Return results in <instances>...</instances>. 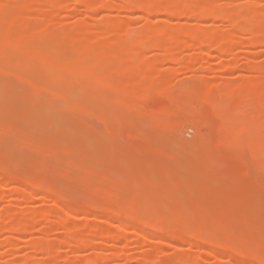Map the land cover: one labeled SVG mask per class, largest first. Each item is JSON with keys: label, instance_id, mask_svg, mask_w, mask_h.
Returning a JSON list of instances; mask_svg holds the SVG:
<instances>
[{"label": "rangeland", "instance_id": "obj_1", "mask_svg": "<svg viewBox=\"0 0 264 264\" xmlns=\"http://www.w3.org/2000/svg\"><path fill=\"white\" fill-rule=\"evenodd\" d=\"M48 1L51 3L52 0ZM55 1L57 3L48 5L44 0H34V3L0 0L6 3L0 5V35L10 28H16L18 32L14 46L0 47V171L11 174L16 171V176L24 180L10 181L0 172V225L10 217H17V213H21L20 219L24 222L14 232L0 230V264H84V259L93 256L94 250L102 255V260H98L102 261L100 264H158L160 261L163 264H183L176 260L182 254L191 255L199 264H247L245 257L230 261V251L226 248L200 243L192 237L196 229L220 237L230 234L228 232L237 226L247 227L243 229L244 233H249L248 229L252 228L248 246L253 250L260 248L264 253V109L253 104L250 107L247 103L249 96L241 101L244 91L239 88L241 81L254 84L260 79V75L248 66L264 68V44L242 47L240 44L247 34L237 30L238 36L231 35L235 40L234 44L231 43L232 56L217 53L213 42L201 48L180 46L177 55L174 52L177 58H194L185 67L178 59L168 61L162 58L161 50L149 46L153 38L169 39L167 31L160 35L161 38L147 37V30H160L161 26L166 29L206 27L214 30L218 37H224L233 30L228 21L224 18L201 19L200 8L195 13L197 17L191 16L194 12L187 17L162 11V14L150 11L147 16L142 10L132 9L134 7L130 10L128 6L122 8L119 0L103 8L96 3L98 0H85L92 5H88L89 8L73 0ZM181 1L197 3L200 7L202 3L211 5L204 0ZM209 1L216 4L217 13L222 16L241 13L264 21V0ZM48 12L54 14V20H50L45 30L47 21L39 20V14ZM106 19L130 28L128 35L135 41L137 57H125L115 62L94 51V44L111 40L116 34V27L112 23L106 26L109 22L105 23ZM83 22L86 29L82 35L86 43L81 56L87 63L86 71L78 76L72 69H59L56 72L62 74H57L60 76L57 80L55 77L51 79L49 73L52 82L61 84L63 81L66 89H61L62 84L61 88L44 85L33 76L38 69L47 75L41 67L34 66L37 49L38 53L42 49L39 47H47L53 41L54 46H58L70 35V28ZM144 33L146 39L143 40ZM178 38L188 41L185 35ZM21 55L23 59L27 56L25 60L20 59ZM59 57L70 61L71 52L60 53ZM244 57L252 62L247 64ZM228 62L233 66L226 72L223 65ZM142 63L147 68L152 63L146 74L149 72L155 76L158 73L154 79L157 86L150 89L147 85L148 89L133 95L131 86L142 80L141 72L133 67H142ZM26 71H31L29 74L33 77ZM41 71L37 75L44 78ZM144 78L143 82H146ZM201 82L205 85L201 86ZM72 86L77 89L87 86L81 89L82 92L86 90L87 95L91 88L94 100L90 101L92 97L81 90L78 98L71 99L67 94L71 93ZM76 90L73 89L72 95ZM83 94L87 98L82 103L79 98ZM255 95L254 101L251 98L250 102L264 103L262 94ZM64 98L72 102L67 100L68 103ZM124 98L128 99L127 102ZM222 116L225 120L233 117L230 121L235 118L236 124L234 121L229 124L236 128H231L234 135L230 128L228 132L225 129ZM229 125L227 122L226 128ZM35 177H40L42 182L46 180V185L48 181L52 183L47 189L51 195L45 193L47 190L41 192L40 188L29 185L36 180H33ZM17 187L26 189L31 196L23 197ZM77 193L82 196L85 193V197H92L90 199L95 196L108 198L110 205H114V208L110 206L113 212L123 214L117 216L110 208H102L103 205L102 209L99 208L101 211L96 207L94 211L95 200L99 203L102 199L92 201L79 195L78 199L75 197ZM154 193L162 201V206L172 213L174 221L185 225L188 239L178 238L171 227L168 230L167 227L151 228L149 225L147 228V224H136L139 221L136 213L121 209H130L129 203L127 207L119 205L121 201L126 204L137 197L140 205L145 203L147 206V200L151 198L146 199L148 194H153L150 203L154 204ZM55 195L60 200L57 204L53 198ZM179 198L182 202L174 204ZM106 205L109 207L107 203L104 207ZM137 208L141 209V206ZM39 209L56 210L60 219L65 218L73 226L72 230L65 231L58 226L55 217H36L35 212ZM99 225L118 232L121 241L116 244L94 236V229ZM138 232L143 236L136 235ZM74 235L80 236L82 242L73 244L70 238ZM15 239L18 240L17 246H10L8 242H15ZM100 239L106 242L104 248L97 245ZM34 240L47 244L51 253L34 251L29 245ZM149 243L155 249L149 248Z\"/></svg>", "mask_w": 264, "mask_h": 264}, {"label": "bare ground", "instance_id": "obj_2", "mask_svg": "<svg viewBox=\"0 0 264 264\" xmlns=\"http://www.w3.org/2000/svg\"><path fill=\"white\" fill-rule=\"evenodd\" d=\"M13 1H17V0H13ZM18 1H22V0H18ZM24 1H26V3H34V0H24ZM119 1H121L122 2V8H124V9H126L127 7L126 6H128V8L127 9H131L132 7H134V8H132V9H139V10H142V11H144L145 13H146V15L147 14H151V12H152V14L153 13H158V14H160L161 13V11L164 13L165 12V14H171V15H185V16H187V17H190V15L193 13V15H191V16H196L195 15V13L196 12H198L197 10H199V8H200V12L198 13L199 15H200V17H201V19H204L203 17H205V19L204 20H206V19H212V20H215V19H219V18H224V20H226V21H228L229 23H230V25L232 26V28L231 29H233L232 30V33L231 34H229L228 36H224V37H218L217 35H215L213 32H214V30L212 31V29L211 30H208V28L206 29V27L205 28H203V27H201V28H196V29H194V28H190V27H186V28H182V27H179V26H176V27H174V28H172V29H169V28H163V26H161V29L160 30H158L159 28H154V29H152V30H147L148 31V35H147V37L148 36H151V37H154V35L155 36H159V37H161L162 38V36H160V35H162L163 33H165L166 31L170 34L169 35V39H165V38H163V39H155V38H153L149 43H151V44H149V46H151L152 47V49L153 48H155L156 50L158 49L159 51L161 50V52H163V53H161V57L163 58V57H165L166 58V60H168V61H173V60H176V59H178V61L179 62H181L182 63V65H184L185 67L187 66V65H189L190 63H192L193 61H194V58H192V57H188V58H177L175 55H177V53H178V48L180 47V46H184V45H187V46H190V47H193V48H201L200 46H205L206 45V43H208V42H213V46H214V48H215V50H216V52L217 53H219V54H221V55H226V54H229V55H231L232 56V52L230 51V49H232V45H231V43L232 44H234L235 43V40H234V38L233 37H231V35H235V36H238L239 34H237L236 33V31L237 30H239V31H241V32H244V33H246L247 34V37L246 38H244L245 40L243 41V42H241V46L242 47H250L251 45H253V44H264V21H262V20H258V19H256V17L255 16H248V14H241V13H228V14H226V16L225 15H220V14H218L217 13V7H216V4H212L213 2H210L209 0H204V2L205 3H211V5H205V4H203L202 3V5H201V7H200V5L198 4L197 5V3H193V4H191V3H186V2H184V1H181V0H144V1H138V0H119ZM44 2L45 3H49V1L48 0H44ZM73 2L74 3H83V4H86L87 6L88 5H91V4H89V2H87V1H85V0H73ZM127 2H129V3H127ZM53 3H57L55 0H52L51 1V3H49L48 5H50V4H53ZM99 6H102V8L103 7H110L111 5H114L115 3H118L117 1H115V0H98L97 2H96ZM4 4H6V3H1L0 2V5H4ZM128 4V5H127ZM125 5V6H124ZM92 6V5H91ZM91 6H88V8L89 7H91ZM194 6V7H193ZM197 8V9H196ZM193 9H195L194 11H193ZM216 11H215V10ZM151 11V12H150ZM156 11H158V12H156ZM149 12V13H148ZM162 14V13H161ZM197 14V13H196ZM40 15V18H39V20H43V22L46 20L47 21V25H46V29L45 30H47V27H48V25L51 23V21L52 20H54V14H52V13H50V12H48V13H44V14H39ZM198 15V16H199ZM147 16H149V15H147ZM151 16V15H150ZM197 17V16H196ZM199 17V18H200ZM208 17V18H207ZM51 20V21H50ZM107 21L105 22V23H107L108 22V20L109 19H106ZM146 21L148 20V19H145ZM49 21V22H48ZM110 21H112V22H110ZM113 21H115V22H113ZM25 22V21H24ZM148 22V21H147ZM20 23L21 24H24L23 23V21L22 20H20ZM27 23V22H26ZM25 23V24H26ZM109 23L111 24L112 23V25H114L115 27H116V29H114V30H116V34H115V36H114V38L113 39H111V40H109V39H106L104 42H100V43H96V44H94V51L95 52H97V53H101L102 55H106V58L108 59V60H110V61H115V62H118V61H120V60H122V59H125V57H132V58H134V57H137V55L139 54L138 53V51L135 49V45H134V39L133 38H131L128 34H129V32H128V30H130V28L127 26V28H123L122 26H120L119 25V23H118V21H116V20H112V19H110L109 20V22H108V24H106V26L107 25H109ZM114 23H116V24H114ZM228 23V24H229ZM80 24V25H79ZM129 24H131V23H129ZM128 24V25H129ZM78 25V26H77ZM76 26L78 27V28H76ZM85 26V22H83V23H78V24H76L75 25V27L73 26L72 27V29L70 30L69 29V31H70V35L69 36H67V35H65L64 37H63V39L66 37V40L64 41V42H61V44H59L58 46H54L55 45V43H54V41L53 42H49L48 44H47V47H39V48H42L41 49V51H39L38 53L40 54L38 57H37V55L36 54H38L37 53V51L39 50V49H37V51H36V54L34 55L33 53V55L34 56H36L35 58H37V60H35V62L37 61V63L34 65V66H39L38 68H42L45 72H47V75H45L41 70H37V71H35V75L33 74V76H36L37 78H39L38 80L41 82V83H43L44 85L46 84L48 87H49V85H51V86H53V87H55V86H57V88L58 87H60V85L62 84V88L61 89H63V87H65V86H63V84H65V83H63V81H60V83L61 84H59V82H57V81H53L52 82V80L51 79H54V77L56 78L55 80H57L58 78L57 77H60V76H57V74L59 73V72H56V70H62V69H65V68H68V69H72V71H73V74L76 72V74L78 75V74H84L83 73V70L84 71H86V69H87V63L84 61V59L82 58V56H81V52L83 51V48L85 49V43H86V40L83 38V33H84V31H85V29H86V26ZM150 29H151V27H149ZM11 29V28H10ZM6 29L5 31H7V32H5L4 31V34L2 33L1 35H0V47H5V46H9L10 44L11 45H15V43H14V40L17 38V35H18V32H17V29L15 28H13L14 29V31H13V29ZM175 34V35H174ZM179 35H185V36H187L188 37V41H186V42H184V41H182V40H179V38H178V36ZM171 37V38H170ZM173 37V38H172ZM175 37H176V39H175ZM242 38H243V36H242ZM141 39H146L145 38V33L142 35V37H141ZM44 45V44H43ZM57 45V44H56ZM36 50V49H35ZM53 50H56L57 52H52ZM68 51H70L71 52V60L70 61H67V60H64V59H62V58H60L59 57V55H60V53L62 54V53H64V54H67V52ZM174 52H176V54L174 55ZM246 53L248 52V50H246L245 51ZM174 55L175 57H173L172 55ZM160 55V54H159ZM20 56V55H19ZM18 56V57H19ZM27 56H25V58H26ZM40 57V58H39ZM25 58L23 59V57H22V55H21V58L20 59H23V60H25ZM171 58H172V60H171ZM174 58V59H173ZM244 59L247 61V64L248 63H250V62H252L250 59H248L247 57H244ZM32 60V59H31ZM33 60V61H34ZM38 60H39V62H38ZM163 60H165V59H163ZM248 61H250V62H248ZM22 62V61H21ZM25 62H29V61H25ZM24 62V63H25ZM39 63V64H38ZM86 63V64H85ZM23 64V63H22ZM21 64V67L23 66V65H25V64H23L22 65ZM31 63H29V65H30ZM84 64H85V66H86V68H85V66H84ZM32 65H33V63H32ZM142 65V67H138V66H136V67H133V69L134 70H136V71H140L141 72V77H142V80L140 81V82H138L137 84H134V85H132L131 86V89H132V91H130V92H132V94L134 95L135 93H140V91L142 92L144 89H148V87H147V85H149V88L151 89V88H154V87H156L157 86V84H156V82H154V79H155V77H158V73H155L154 75L155 76H153V75H150V73L148 72V75L146 74V70L148 69V71L151 69V67H152V63H149V67L147 68L146 66H145V64H141ZM148 65V64H147ZM252 64H249V66H248V68L250 69H254V71L255 72H257L259 75H260V79L257 81V82H255L254 84H252L251 82H247V81H244V82H242L241 81V83H239V88H241L242 89V91H244L243 92V97H241L240 98V100L241 101H245L246 99H242V98H245V97H248L249 96V98L251 97L252 98V100L254 101V99H253V96H255L256 97V93H257V97L260 95V96H264V68L262 67V66H255V65H252ZM233 66V64H232V62H228V63H226L225 65H223V67H224V69L226 70V72H228L229 71V68H231ZM84 67V68H83ZM17 68V67H16ZM20 67L18 66V69H19ZM30 67H28V69H29ZM31 70H32V68H30ZM16 70V69H15ZM25 70V69H24ZM59 70V71H60ZM20 71V70H19ZM34 71V70H33ZM38 71H41V74H43V76L45 75L46 76V78H45V76H44V78H40L38 75H37V72ZM55 73L54 75H53V73ZM78 72V73H77ZM26 73L27 74H29V73H31V71L28 73L27 71H26ZM39 73V72H38ZM49 73H51V75H52V78L50 79V77L49 76H51ZM62 73H60V74H58V75H61ZM40 75V74H39ZM149 76V78H146L145 76ZM29 76L32 78L33 76H31V74H29ZM41 76V75H40ZM70 76H72V75H70ZM75 76L76 75H74L73 77L75 78ZM79 76V75H78ZM150 76H152V77H150ZM63 77V76H62ZM67 77V76H66ZM145 77V78H144ZM68 78V77H67ZM74 78H72V81H73V79ZM76 78H78V77H76ZM143 78L146 80V82H143ZM62 79V78H61ZM35 80V79H34ZM50 81H51V83H50ZM39 82V84H41ZM79 82V81H78ZM36 83H38L37 82V80H36ZM54 83V84H53ZM75 83V82H74ZM148 83V84H147ZM202 84H201V86H204L205 84H204V82H201ZM155 85V86H152V85ZM225 84H227L226 82H225ZM224 84V85H225ZM252 84V85H251ZM125 85H127V84H125L124 83V86ZM129 85V84H128ZM131 85V84H130ZM92 86V85H91ZM150 86H152V87H150ZM238 86V85H237ZM68 87V86H67ZM77 87V86H76ZM76 87H74L73 88V86H72V90L70 91L71 93L70 94H67L68 95V97L71 95V99L72 98H78V96H79V94H82L83 92L87 95V93L85 92V91H83L82 92V90L81 89H85V87H87V86H83V88H81V89H79L80 87H78V89L76 88ZM95 87V86H94ZM99 86H97V88H98ZM130 87V86H129ZM249 87H252V88H249ZM254 87V88H253ZM68 88H71L70 86L68 87ZM77 90H76V89ZM238 88V87H237ZM64 89H66V87L64 88ZM73 89H74V91L76 90V92L79 90V92H80V90H81V92L79 93L78 92V95L76 94V96H75V93H74V95H72L73 94ZM90 89V92H88V89H87V92L89 93L87 96L88 97H92V95H94V93H92L91 92V88H89ZM130 89V90H131ZM96 90V89H95ZM95 90L93 91V92H95ZM129 90V89H128ZM155 90V89H154ZM62 91V90H61ZM68 91V90H67ZM67 91H65V92H67ZM69 91L67 92V93H69ZM96 91H98V92H100L99 90H96ZM102 91V90H101ZM145 91V90H144ZM46 92V91H45ZM262 92V93H261ZM129 93V92H128ZM262 95H261V94ZM30 94H32V93H30ZM34 94V93H33ZM85 94H83L82 96H83V98H81L82 96L80 95V100L82 101V103L83 102H85L86 101V98H87V96L85 97ZM90 94H91V96H90ZM144 94V93H143ZM97 96H98V93L96 94ZM138 95V94H137ZM74 96V97H73ZM97 96H95V98L97 97ZM99 96H100V94H99ZM125 96H127V95H125ZM130 96V95H129ZM133 97V96H132ZM138 97V96H137ZM75 98V99H76ZM94 98V96L90 99V98H88V100L90 99V101H92V99ZM98 98H100V97H97V99ZM131 98V97H130ZM130 98H129V100H130ZM139 98V97H138ZM137 98V99H138ZM142 98V97H141ZM251 98L250 99H248L247 98V103L249 104V106L251 107L252 105L251 104H253V105H256V108H258L259 107V109H264V103H258L257 101H256V98H255V101H256V104H255V102H250V100H251ZM260 98V97H259ZM63 99V98H62ZM66 98H64V100H65ZM83 99V100H82ZM85 99V100H84ZM124 99H126V102H127V98H124ZM131 99H134V98H131ZM135 99H136V97H135ZM63 100V101H64ZM71 101L72 102V100H70V99H66V101ZM79 100V101H80ZM87 100V101H88ZM94 100V99H93ZM141 100H143V99H141ZM258 100V99H257ZM67 101V102H68ZM137 101V100H136ZM249 101V102H248ZM89 102V101H88ZM236 102H237V99H236ZM57 103V102H56ZM69 103V102H68ZM90 103V102H89ZM129 103V102H128ZM134 103V102H133ZM142 103V102H141ZM239 103V102H238ZM138 104H139V101H138ZM261 104H263V105H260ZM258 106V107H257ZM260 111H262V110H260ZM57 113H58V111H56ZM258 112V114H259V116H260V113H259V110L257 111ZM218 113V112H217ZM262 113H264V111L262 112ZM264 115V114H263ZM92 116V115H91ZM212 116V115H211ZM213 116H214V114H213ZM224 116V115H223ZM222 116V117H223ZM229 116V115H228ZM258 116V117H259ZM227 116H225V118H226ZM230 118H233V117H230ZM230 118H227V120H225L224 119V117H223V119L225 120V122H226V124H225V122H224V120H223V124H225L224 126H225V129L227 130V132L229 131V128H230V130H231V128H235V126H233L232 127V125H231V127H230V123H231V121H234L233 122V124L235 125L236 124V121L233 119V120H229ZM262 118V117H261ZM227 122H228V127L226 128V126H227ZM237 122H239V121H237ZM259 126V125H258ZM224 128V127H223ZM236 129V128H235ZM234 131V130H233ZM238 131V130H237ZM227 132H224V133H227ZM230 132H232V130L230 131ZM230 132H229V135H230ZM232 134H233V132H232ZM228 135V134H227ZM234 135V134H233ZM228 137V136H227ZM225 138V139H229V138ZM258 137V136H257ZM221 138V137H220ZM50 145V144H49ZM49 147V146H48ZM261 148H262V146H261ZM256 150V149H255ZM261 152H262V149L260 150ZM252 152H254V151H251V153ZM255 154V153H254ZM254 154H253V156H254ZM252 159H254V158H252ZM26 164V163H25ZM1 165V164H0ZM0 169H2V168H0ZM1 172V171H0ZM16 171L15 172H13V174H11V173H4V172H1V174L3 175V176H6V178H7V180H10V181H14V180H19V181H22L23 180V178L22 177H17L16 176ZM15 174V175H14ZM22 178V180H20V179ZM37 178H39L38 180H37ZM36 179V180H35ZM41 178L40 177H35V178H33V180H35L34 182H31L29 185L30 186H32V187H38V188H40L41 190V192L43 191V192H45L44 190H47L48 189V185H50L51 186V182L50 181H48V183L49 184H47L46 185V183L47 182H45V181H43L42 182V180H40ZM32 180V181H33ZM24 181V180H23ZM31 181V180H30ZM41 181V182H40ZM16 188V187H15ZM18 188V187H17ZM19 189V188H18ZM11 190H13V189H11ZM19 191L21 192V194H22V196L23 197H27L28 195H30L31 196V193L29 192V191H26V189H19ZM38 191V190H37ZM39 191V192H40ZM48 191V190H47ZM47 191L45 192L46 194H50L51 195V193L52 192H50V191H48L49 193H47ZM12 192H14V191H12ZM26 192H27V194H26ZM29 192V193H28ZM88 191H86V193H87ZM85 193H83V196L81 195V194H78L77 193V195L75 196V197H77L78 199H79V196H80V198H88V197H85V196H87L86 194L84 195ZM151 194V193H150ZM79 195V196H78ZM89 195V194H88ZM91 195H92V193H91ZM56 196V195H55ZM53 197V198H55L54 200H56L55 202H56V204H57V201H60L58 198H57V196L56 197ZM99 196H100V194H99ZM63 197V196H62ZM100 197H103V196H100ZM142 198L144 197V195L143 196H141ZM149 197H153V194L152 195H147V198H146V195H145V198L146 199H149ZM57 198V199H56ZM90 198H92V197H90ZM90 198H88V200L90 199ZM99 199V197H97V196H95V199ZM141 198V199H142ZM149 199V200H147L146 202H147V206H146V204L144 203L143 204V206L142 205H140L139 204V201H138V199H137V197H133V199L132 198H130V201H131V199H132V202H126V204H123V202L121 201V199H120V204L119 205H121V207L123 206V207H127L126 205L128 204L129 206L128 207H130V209L129 208H127L128 210H124L123 208H121L124 212L125 211H133L134 213H136V216L138 217V220H136V221H138V222H136V224L138 223V224H144L143 226H145L146 224V226L145 227H149V225L151 226V228L153 227V228H166L167 227V229L168 228H170V229H172L174 232H175V234L178 236V238H183V239H188L189 238V236H188V234L186 233V228H185V225H183V224H178V223H176L175 221H174V217H173V215H172V213L169 211V210H166L165 209V207L164 206H162V201H160V200H158V196H155V193H154V198L153 199H155L156 201H155V203L154 204H151L152 203V199ZM61 199V198H60ZM94 198L93 199H90V200H95ZM102 198H100L99 199V201L101 200ZM137 199V200H136ZM182 199V198H181ZM180 198L179 199H176L175 201H174V204H177V205H179L181 202H182V200H181ZM87 200V201H88ZM104 200H105V202H104ZM107 200H109L108 198L106 199H102V201H100L99 203H97L98 201H96L95 200V204H93V208H97L98 210H100V209H102V208H104V209H109L110 208V206H112L113 204H111L110 205V203H111V201L109 202V201H107ZM119 200V199H118ZM54 202V203H55ZM81 202V201H80ZM101 202H104V203H102L101 204ZM119 202V201H118ZM118 202H117V204H118ZM151 202V203H150ZM75 203H77L76 201H75ZM74 203V204H75ZM93 203V202H92ZM105 203H107V204H109V207L106 205L105 207H108V208H105L104 207V204ZM115 203H116V200H115ZM137 203L141 206V209L140 208H137V207H140L139 205L137 206ZM76 205H78V204H76ZM80 205V204H79ZM102 205H103V207H102ZM145 205V206H144ZM87 206V205H86ZM92 206V205H91ZM91 206H89V208H92ZM116 206V205H115ZM102 207V208H101ZM117 207H119V206H117ZM143 207H144V209H143ZM94 209V211L95 210H97V209ZM100 208V209H99ZM113 208H114V205H113ZM111 209V208H110ZM117 209V208H116ZM115 209V210H116ZM138 209H139V211H138ZM101 211V210H100ZM111 211L113 212L114 211V209H111ZM118 211H120V210H118ZM36 217H38V218H40V219H42V218H44V219H49L50 217H55L56 219H58L57 220V222H58V226H60V227H62V229H64L65 231H70V230H72V225H70L69 224V222L67 221V220H65V218L63 219H60L61 218V216L57 213V211L56 210H52V209H50V210H47V209H39V210H37L36 212ZM114 214H116L117 213V211H115V212H113ZM127 213V212H126ZM129 214L131 213V212H128ZM133 213V214H134ZM118 214L119 213H117L116 215L118 216ZM123 214V213H122ZM122 214H119V215H122ZM21 213L19 214V213H17V217H10L9 219H8V221L7 222H4V223H1V227H0V230H4V231H7V232H9V233H11V232H14V231H16V228H20V227H22L23 225H24V222L20 219L21 217ZM129 216V215H128ZM137 217H135V218H137ZM56 219H55V221H56ZM148 219V220H147ZM66 222H65V221ZM132 220V219H131ZM59 221L61 222V221H63V222H61V224L59 225ZM49 222V221H48ZM135 222V221H134ZM139 222H141V223H139ZM105 223H107L109 226H110V222H108V221H106ZM23 224V225H22ZM112 225V224H111ZM143 226H141V227H143ZM59 227V228H60ZM111 227H116V226H111ZM239 227V228H238ZM245 227V226H244ZM118 228V227H117ZM150 228V227H149ZM234 228H236V229H232L231 231H229L228 233H230V234H228V235H224V236H221L220 235V237H219V235L217 236V235H215V236H212L213 234H209L208 233V235H207V233H205L203 230H201V229H196L195 231H194V233H193V235H192V237L196 240V241H198V242H200V243H205V244H207V243H209V244H215V245H217V246H220V247H222L223 249H225L226 248V250L228 251H230V254H229V259H230V261H233V260H235V261H237L240 257L242 258V257H245L247 260V264H264V253H262V251H260L261 249L260 248H258V249H256V250H253L252 248H249V246H248V243H249V238H251V235H252V232H253V229L252 228H250V227H248V228H250V229H248V231H249V233H244V230L245 229H247V227L244 229V228H240V226H237V227H234ZM116 229V228H115ZM166 229V230H167ZM239 229V230H238ZM244 229V230H243ZM95 231L93 232V234H94V236H97L98 238L100 237V238H102V239H106V241L109 239V240H111V241H114V243H116V244H118V242H120L121 241V238H120V235L118 234V232H114V230L112 231V229L111 230H108V229H105V228H103L102 226H97V227H95V229H94ZM118 230H121V231H124V230H122L121 229V227H119L118 228ZM117 230V231H118ZM169 230V229H168ZM242 230H243V233H242ZM239 231V232H238ZM245 232H247V230L245 231ZM135 233H136V231H135ZM120 234H121V232H120ZM136 235H139V236H143V235H141V234H139V232L136 234ZM210 235V236H209ZM94 238V237H93ZM18 239V238H17ZM17 239H15V242H13V241H11V242H8V244L10 245V246H12V247H16L17 246V242L16 241H18ZM89 239V238H88ZM86 240L87 242H90V240ZM82 239H80V236H78V235H74V236H72V238H70V241L71 242H73V244H78L79 242H82L81 241ZM101 240V239H100ZM92 242H95L94 240H91ZM103 240H101V242L99 243L98 241L96 242V243H99V244H97V245H99L100 247L102 246V248H104L103 246H106V242H102ZM32 243V242H31ZM29 244L30 246H31V248L34 250V251H40V252H43V251H46L48 254H50L51 253V251L47 248V244H44L43 242H41L40 240H34L33 241V243L32 244ZM114 243H112V245H114ZM103 244V245H102ZM149 245V248L151 247H153V244H151L152 246H150V243L148 244ZM147 245V246H148ZM155 245V244H154ZM110 246H111V244H110ZM154 249H155V247H153ZM175 249H176V247H174ZM154 249H152V251L154 250ZM255 249V248H254ZM260 249V250H259ZM158 251V250H157ZM93 252H95L94 254H93V256L91 255V257L89 256V258L87 257V258H85L84 259V264H100V262H102V261H98V260H102L101 258H102V255H101V253H99L98 251H96V250H94ZM264 252V251H263ZM161 253H163V252H161ZM99 254L101 255V256H99ZM99 256V257H98ZM66 259V258H65ZM65 259H64V262H65ZM218 259V258H217ZM176 260H178V261H182V263L183 264H199V261L198 260H195V258L194 257H192L191 255H188V254H182V255H180V256H178L177 258H176ZM218 261H220L219 259H218ZM148 263V262H147ZM149 264H155L154 262H150ZM158 264H163V262H158Z\"/></svg>", "mask_w": 264, "mask_h": 264}]
</instances>
